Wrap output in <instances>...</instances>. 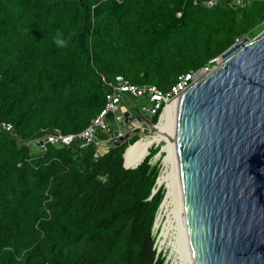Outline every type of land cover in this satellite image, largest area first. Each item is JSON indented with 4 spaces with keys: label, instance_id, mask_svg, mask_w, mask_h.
Here are the masks:
<instances>
[{
    "label": "trees",
    "instance_id": "16d2710c",
    "mask_svg": "<svg viewBox=\"0 0 264 264\" xmlns=\"http://www.w3.org/2000/svg\"><path fill=\"white\" fill-rule=\"evenodd\" d=\"M204 1L0 0V122L13 124L0 131V264H167L154 232L158 147L126 168L140 134L99 157L95 142H32L90 126L118 76L169 90L264 26V0ZM136 99L121 101L132 115Z\"/></svg>",
    "mask_w": 264,
    "mask_h": 264
},
{
    "label": "water",
    "instance_id": "95a60500",
    "mask_svg": "<svg viewBox=\"0 0 264 264\" xmlns=\"http://www.w3.org/2000/svg\"><path fill=\"white\" fill-rule=\"evenodd\" d=\"M220 58L174 100L187 234L196 264H264V32L237 40ZM123 111L126 122L133 119ZM137 117L150 135L158 132L159 121ZM130 136L115 138L114 146Z\"/></svg>",
    "mask_w": 264,
    "mask_h": 264
},
{
    "label": "built area",
    "instance_id": "2783aa9c",
    "mask_svg": "<svg viewBox=\"0 0 264 264\" xmlns=\"http://www.w3.org/2000/svg\"><path fill=\"white\" fill-rule=\"evenodd\" d=\"M251 0H231L230 5L232 7H243ZM218 2V0H206L204 4L206 6H213ZM220 57L214 59L215 64L213 66H206L197 72H190L183 74L179 77V81L169 90H164L156 85H144L139 86L135 84L128 83L124 80L123 76H118L117 81L110 84L111 89L106 95L107 103L105 108L102 110L99 116H97L92 124L84 129L80 133L63 135L59 133L47 134L44 138L47 142H53L58 145L72 146V144H78L80 146H86L92 142L97 145V150L95 152V157H99L110 149L113 140L119 136L125 134H141L145 133L147 124L142 118H138V115L145 117L152 116L154 114H159L161 116L165 111L166 107L174 102L175 98L184 92L190 85L197 81L202 75L210 72L219 62ZM203 72L201 75L199 73ZM124 94H129L134 97H149L150 104L143 105L140 107L139 113L132 115L133 119L128 122L124 119V111L122 109L121 101L124 98ZM129 108L127 105H125ZM130 109V108H129ZM114 113L115 117L113 119L117 127L113 126L111 121L108 120L109 114ZM123 122L128 129H123L119 124ZM13 129V124L7 121L0 122V131H11ZM102 133L107 134L105 138L101 136ZM130 136V137H131ZM129 137V138H130ZM46 148V144L42 146ZM150 153V152H149ZM148 153V154H149ZM152 163V159L150 160Z\"/></svg>",
    "mask_w": 264,
    "mask_h": 264
},
{
    "label": "bare ground",
    "instance_id": "6f19581e",
    "mask_svg": "<svg viewBox=\"0 0 264 264\" xmlns=\"http://www.w3.org/2000/svg\"><path fill=\"white\" fill-rule=\"evenodd\" d=\"M162 116V118H161ZM160 116L158 132L138 140L129 146L124 158L128 167L139 164L149 153L150 146L164 141V169L158 178V184L167 187L166 195L158 212L155 228L161 229L160 241L168 244L174 252V264H196L187 234V226L183 213L182 190L178 176V162L175 148V116L176 107L172 102Z\"/></svg>",
    "mask_w": 264,
    "mask_h": 264
},
{
    "label": "rangeland",
    "instance_id": "374dc122",
    "mask_svg": "<svg viewBox=\"0 0 264 264\" xmlns=\"http://www.w3.org/2000/svg\"><path fill=\"white\" fill-rule=\"evenodd\" d=\"M262 32H264V26L263 27H261V28H258V30L256 31V36H258V35H260ZM220 60H221V58H220ZM203 72H201V73H199L200 75L202 74ZM136 101H137V103H139V106L141 107V106H143V105H147V104H149L150 102L149 101H147V100H145L144 98H138V99H136ZM147 118V117H146ZM161 118H162V116H161ZM159 120H161L160 119V116H159V119H158V121ZM111 123H113L112 125L113 126H115V127H117V125H116V123H114V122H111ZM119 124L120 125H122L121 127L123 128V129H128V126H126L123 122H119ZM149 126L147 125V128H146V130H145V133H141L140 134V138H139V140L140 139H142V138H145V137H147V136H151L148 132H149ZM155 134V133H154ZM154 134H152V135H154ZM164 141H161V142H158V143H154V144H152L151 146H150V149H149V152H150V150L152 149V148H156V147H158L157 149H158V151H157V153H155L154 155H153V157L151 158L152 159V163H156V162H160L161 164H162V166H161V173H162V171H163V169H164V158H165V156L168 154L167 153V151L165 150L164 151ZM41 147V146H40ZM40 147H36V146H34V151H38L39 149H40ZM150 154V153H149ZM148 154V155H149ZM147 155V156H148ZM146 156V157H147ZM160 173V174H161ZM162 186V185H161ZM165 188H166V191H167V187L165 186V185H163ZM154 232H155V234H156V240H157V246L158 247H161V250L159 251V252H162V254L163 255H165V258H166V263L167 264H174V258H175V255L176 254H174V252H172L173 250H172V248H171V246H169L168 244H165V245H162L161 244V241H160V235H161V229H160V227L159 228H155V230H154Z\"/></svg>",
    "mask_w": 264,
    "mask_h": 264
},
{
    "label": "clouds",
    "instance_id": "9594fccd",
    "mask_svg": "<svg viewBox=\"0 0 264 264\" xmlns=\"http://www.w3.org/2000/svg\"><path fill=\"white\" fill-rule=\"evenodd\" d=\"M57 43L60 45V46H63L64 45V41H57ZM37 141V140H36ZM47 143V142H46ZM76 144V143H75ZM134 144V143H133ZM73 145V144H72ZM132 145V144H131ZM130 146V145H129ZM42 147V146H41ZM156 245H157V242H156Z\"/></svg>",
    "mask_w": 264,
    "mask_h": 264
},
{
    "label": "crops",
    "instance_id": "0c3cea01",
    "mask_svg": "<svg viewBox=\"0 0 264 264\" xmlns=\"http://www.w3.org/2000/svg\"><path fill=\"white\" fill-rule=\"evenodd\" d=\"M121 107H122V109H123V107H125L123 110L128 111V112L131 113V110H130L129 108H127L125 105H122ZM131 114H132V113H131Z\"/></svg>",
    "mask_w": 264,
    "mask_h": 264
}]
</instances>
